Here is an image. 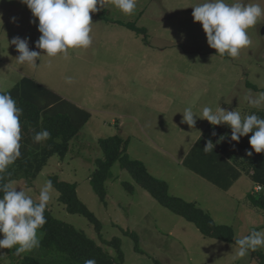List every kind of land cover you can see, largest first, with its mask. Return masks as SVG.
Segmentation results:
<instances>
[{"label": "rangeland", "instance_id": "374dc122", "mask_svg": "<svg viewBox=\"0 0 264 264\" xmlns=\"http://www.w3.org/2000/svg\"><path fill=\"white\" fill-rule=\"evenodd\" d=\"M203 2L137 0L135 11L128 15L116 7L113 0H102L103 7L90 13L92 45L87 49H70L67 57H46V53L35 47L40 36L38 19L32 16L21 0H0V92L9 90L20 76H28L83 105L81 107L92 115L89 123L73 140L74 146L72 149L70 146L64 160L56 156L50 158L31 187L12 186L25 190L38 203L40 189L49 176L75 184L78 199L100 222L99 232L86 218L68 213L57 200L55 189L50 194L47 210L57 220L83 232L111 257L116 254L106 242L119 239L124 264H257L251 259L250 252L243 258L238 257V246L234 244L202 237L193 224L160 206L118 163L111 167V178L105 183L106 204L99 201L89 183L94 162L102 157L98 140L113 135L128 140L129 158L145 160L148 172L154 177L164 180L168 175H177V168L168 162L175 163V159L168 153L156 154L151 143L141 137L137 91L143 83L186 84L196 88L222 82L214 86L210 94L217 93L227 101L233 99L235 105L239 102L247 110L264 108L251 106L244 98L250 90L246 88V82L264 89V18L248 30L251 44L242 49L238 57L219 55L209 47L202 25L194 22L192 16V7ZM261 4L264 7V0ZM128 23L145 29L146 36L128 30L125 27ZM15 37L28 39L30 49L41 53L36 61L37 68L22 64L25 67L23 73L20 69L7 73L6 63L18 67L16 59L19 53L11 44ZM68 77H71V83L66 82ZM230 85L233 89L227 90ZM173 90H177L174 93L176 97L185 98L184 87ZM198 98L204 96L199 95ZM181 111L176 107V111H170L165 118L179 119ZM128 134L129 137H126ZM161 138L163 143L169 139L177 140L174 136ZM178 141L187 144L186 139L178 138ZM180 175L183 179V174ZM186 177L197 186L195 176L188 174ZM124 184L130 185L133 192L125 189ZM198 189H188L187 192L202 195ZM182 190H186L185 186ZM178 193V187L173 186L170 195ZM183 197L192 198L191 195ZM209 197L208 206L212 208L215 223L230 226L237 239L253 231H264V228L250 227L246 219L233 217L239 202L227 200L223 204L226 207L219 210L220 196L210 194ZM239 220L247 224L240 226ZM124 232L137 236L139 252L134 250L133 239ZM0 236L3 238L2 234ZM13 249H0V253L6 254L0 259V264H15ZM37 249L22 254L38 257L36 252L40 250ZM258 249L264 253V247Z\"/></svg>", "mask_w": 264, "mask_h": 264}, {"label": "clouds", "instance_id": "9594fccd", "mask_svg": "<svg viewBox=\"0 0 264 264\" xmlns=\"http://www.w3.org/2000/svg\"><path fill=\"white\" fill-rule=\"evenodd\" d=\"M32 16L38 19L39 39L35 47L46 53L48 57L63 55L67 57L70 49H87L93 39L92 17L103 7L102 0H21ZM113 3L123 13L131 15L137 0H113ZM194 22L202 25L210 48L219 55L227 54L232 58L240 55L241 50L250 46L251 39L248 30L264 18V7L261 0H204L192 7ZM19 56L20 64L37 68L36 61L42 56L40 52L29 47L28 39L15 37L11 40ZM71 83V77L66 78ZM245 100L254 107L264 106V91L252 93L248 90ZM22 109L10 94L0 93V174L21 156V123ZM181 123L194 127L197 120L191 107L185 108ZM207 120L211 125L226 124L231 128V140L239 143L241 137L252 133L249 144L255 153L264 152V118L255 114L242 117L239 111H226L221 107L213 111L203 107L202 115L198 117ZM215 135V132H213ZM51 136L48 130L37 132L33 140L36 143L46 141ZM214 144L209 140L203 151L213 152ZM248 156L252 152L247 153ZM0 181L3 177L0 176ZM14 188L10 183L0 182V249L15 248V255L38 248L44 233L40 231L47 223L44 215L51 193L54 191L52 181H47L40 189L38 200L26 194V191ZM238 246L236 255L245 257L249 251L264 247V231H253L249 235L235 240ZM6 254L0 253V259ZM84 264H97L94 258L84 261Z\"/></svg>", "mask_w": 264, "mask_h": 264}, {"label": "trees", "instance_id": "16d2710c", "mask_svg": "<svg viewBox=\"0 0 264 264\" xmlns=\"http://www.w3.org/2000/svg\"><path fill=\"white\" fill-rule=\"evenodd\" d=\"M125 27L136 35L146 36L145 29L136 28L129 23L125 24ZM245 86L255 92L264 91V89H259L249 82H246ZM0 93L10 94L23 110L20 117L21 156L4 173L0 174L3 177V181L0 182L10 183L11 186L20 185L27 189L32 186V182L51 157L56 156L60 160L65 158L69 151V142L88 122L89 114L74 105L68 104L58 95L28 78L21 79L12 89ZM258 114L259 117L260 115L264 116L261 113ZM45 129L50 132V138L40 143L34 142V135ZM198 143L200 145L204 143V140L200 139ZM98 145L102 157L95 160L89 183L101 203L106 204L105 183L111 178V167L118 163L119 167L125 170L132 180L160 206L193 224L202 237L235 245L237 238L230 226L216 224L208 213L198 208L194 203L171 196L165 181L151 176L141 161L130 159L127 153L128 140L113 135L99 139ZM212 154L216 159L228 167L230 166L216 152L213 151ZM252 155L254 173L251 178L259 186L264 187V152L257 154L252 149ZM229 168L232 169L231 166ZM49 180L52 181L53 188L58 193L57 200L63 204L65 210L70 214H77L86 218L99 232L101 224L78 199L76 185L61 181L54 175L49 176ZM123 186L130 193L133 192L130 185L124 184ZM255 193H249L245 200L251 208L264 214V193L260 191ZM2 195L0 193V196ZM44 215L47 223L40 229L44 235L39 249H37L40 251L36 252V254L39 253L38 257L29 254L17 256L14 248L12 252L15 256V264H84V261L89 258H94L97 264H124L119 239L114 238L106 242L116 254L115 257H111L93 240L86 237L83 232L57 220L47 209ZM124 234L133 239L134 250L139 252L137 236L131 232H124ZM0 238L2 237L0 236ZM249 252L251 259L257 264H264V253L261 250ZM43 257L47 261H43L45 260L41 259Z\"/></svg>", "mask_w": 264, "mask_h": 264}, {"label": "crops", "instance_id": "0c3cea01", "mask_svg": "<svg viewBox=\"0 0 264 264\" xmlns=\"http://www.w3.org/2000/svg\"><path fill=\"white\" fill-rule=\"evenodd\" d=\"M17 64L18 67H14L13 65L6 63L5 67L7 69V73L17 72L18 69L22 70L23 73L25 67L18 62ZM234 69L235 67L233 68V71ZM23 78L35 81V79L31 77L20 76L17 82L10 89H12ZM238 79L240 80L241 76H239ZM35 82L38 83L37 81ZM220 84H222V82L201 85L196 88H194L193 85L181 84L177 86L173 83L141 84L137 91L139 111L141 114L139 118L141 137L151 143V146L155 150L156 154H158V152L168 153L171 158L175 159V163L169 160L168 162L170 166L177 168V175H168L163 180L168 185L169 194L172 192L173 186L178 187L179 193L174 197L181 199L184 198V201L194 203L198 208L208 213L214 221L215 216L212 208L208 206L211 201V198L209 197L210 194H217L220 196L219 210H221L222 207H226L225 205L223 206V204L227 200L237 201L239 203L237 204V208L234 210L233 217L246 219L250 227L255 226L258 228H264L263 213L251 208L245 200L249 193H255L257 191L264 193V187L259 186V184L255 183L251 178L254 173L252 168L253 155L248 156L247 153L252 152L249 144V139L252 133L241 137L239 143H236L231 140V128L228 125L221 124L213 126L207 120L198 118L202 115V109L205 106L212 108L213 111L219 107L225 109L226 111L236 110L240 112L242 117L250 114H255L259 117L258 113L264 115V108L247 110L241 106L239 102L235 105L233 99L232 101H227L222 96H218L217 93L210 94L213 87ZM40 85L61 97L62 100L67 101L68 104L74 105L89 114V119L85 126L89 123L92 115L91 112L81 107L83 105L76 104L74 101L59 95L53 89L48 88L45 85ZM230 86L231 87L227 88V90L233 89V85ZM183 87L186 90L184 93L185 98L182 99L181 97H176L174 93H176L175 91L177 90L173 89H182ZM199 95H203L204 98L199 99ZM176 107L182 110L181 113H183L185 108L191 107L194 115L197 116L194 117L197 120L196 125L190 128L187 124L181 123L183 118L182 116L181 118L179 117L180 120L177 118H165V115L170 111H176ZM149 115L150 117L148 118L147 116ZM260 118H264V116L260 115ZM173 120H176V122ZM85 126L83 128H85ZM213 132H215V135H213ZM79 133L75 138L79 136ZM172 136H174L177 140L169 139L163 143L161 137L170 138ZM126 137H129V134ZM178 138L186 139L187 144L178 141ZM190 138L191 140L189 141ZM200 139H203L204 143L199 145L198 141ZM73 140L69 142V149L70 146L71 149L74 146L72 144ZM209 140H211L214 144L213 151L229 163L232 169L229 168L230 166L228 167L220 160L216 159V157L212 154V151H203ZM175 155H179L180 157L177 158ZM139 161L145 165L148 172L146 165L147 162L145 160ZM150 161L151 160L149 159L148 162ZM150 165L153 166L154 164L150 162ZM180 174H183V179ZM188 174L196 177L195 180L197 182V186L192 183L191 179L189 181L186 180L188 178L186 175ZM150 175L153 176L152 174ZM169 186H171V189ZM184 186L186 190H182ZM196 188L201 190L202 195L199 193L189 194L190 192H187L189 191L188 189L193 191ZM183 195H191L192 198L183 197ZM200 203L206 206L202 207ZM247 223L243 220H239L240 226Z\"/></svg>", "mask_w": 264, "mask_h": 264}, {"label": "water", "instance_id": "95a60500", "mask_svg": "<svg viewBox=\"0 0 264 264\" xmlns=\"http://www.w3.org/2000/svg\"><path fill=\"white\" fill-rule=\"evenodd\" d=\"M263 33H264V30H263Z\"/></svg>", "mask_w": 264, "mask_h": 264}]
</instances>
